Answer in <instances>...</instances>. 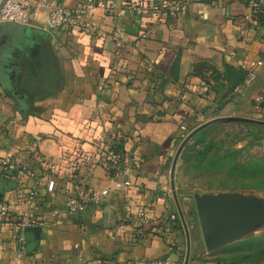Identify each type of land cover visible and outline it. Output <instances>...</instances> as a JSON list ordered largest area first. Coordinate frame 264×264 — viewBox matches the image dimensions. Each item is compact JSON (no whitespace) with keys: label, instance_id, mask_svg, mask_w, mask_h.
<instances>
[{"label":"crops","instance_id":"1","mask_svg":"<svg viewBox=\"0 0 264 264\" xmlns=\"http://www.w3.org/2000/svg\"><path fill=\"white\" fill-rule=\"evenodd\" d=\"M48 1L67 8L82 3ZM97 1L106 6L94 13L99 35L44 31L42 10L14 59V92L0 82V157L34 173L0 179V203L8 206L0 218V264H178L185 235L176 224L168 171L187 135L180 127L191 131L222 111H251L264 121V100H256L264 97V12L253 13L248 0H187L176 17L168 8L182 0ZM130 4L160 10L138 15L125 9ZM260 60L248 85L230 90L224 75L214 79L227 68L247 72ZM116 147L131 187L70 215L68 196L111 186L104 157ZM23 214L44 222L38 239L21 231ZM142 215L148 221L139 224Z\"/></svg>","mask_w":264,"mask_h":264},{"label":"rangeland","instance_id":"2","mask_svg":"<svg viewBox=\"0 0 264 264\" xmlns=\"http://www.w3.org/2000/svg\"><path fill=\"white\" fill-rule=\"evenodd\" d=\"M230 111L238 112V109L232 107ZM244 112L243 114L230 115L222 111L221 113H215L207 121L219 117H242L260 120L256 113L254 114L251 111ZM202 137L203 143L199 148L182 151L178 159L174 179L175 188H178L175 190L188 224L191 240L188 264H199L203 261L211 262L214 259H220L230 264H264V252L261 241L258 238L264 233V224L261 223L262 227L258 228L256 232L209 254H207L205 249L199 226L196 223L194 228H192L190 224L193 223V219L196 222L198 220L193 199L195 194L199 196L232 193L254 196L264 200V192H258L241 186L242 182L237 180L228 169V162L231 160L249 164L263 158L264 128L240 121H219L206 127ZM204 150L209 151L207 157L200 159ZM221 158L226 159L223 164H219ZM174 212L177 217L175 205ZM181 248L182 251L178 264H183L184 261L186 250L185 238L182 239Z\"/></svg>","mask_w":264,"mask_h":264},{"label":"built area","instance_id":"3","mask_svg":"<svg viewBox=\"0 0 264 264\" xmlns=\"http://www.w3.org/2000/svg\"><path fill=\"white\" fill-rule=\"evenodd\" d=\"M187 0L176 1L169 8V15L176 17L177 14L184 10L188 5ZM247 7L256 15L263 14L264 0H248ZM97 8L105 9V4L97 0H82L79 7L67 8L62 5H51L48 0H0V23H14L21 26H32L36 24L38 15L43 10L46 13L43 23L38 28L44 31H53L62 28L77 29L84 32L100 34V26L94 19V13ZM126 10L134 12L138 15H146L154 12H159L158 5H126ZM264 43V41H263ZM263 61H257L247 69V78L244 81L248 85L255 77V69L262 66ZM240 89V88H239ZM239 89H236L238 91ZM259 102L264 100V97L256 99ZM180 130L188 134L185 126H181ZM105 167L108 171L111 186L102 188L101 190L90 189L82 196H68L66 200V209L70 215H79L89 205L97 203L101 197H106L111 191H120L131 187L132 183L124 176L129 171V166L125 161L122 153L109 151L104 157ZM7 171H14L22 175L34 177V173L29 171L28 167L21 162L9 157H0V177ZM55 181L49 180L46 185L48 193L55 191ZM66 194H68L66 192ZM36 195V187L30 193V196ZM8 215V206L0 203V218ZM148 219L142 215L138 219L139 224L147 223ZM44 222L38 217H33L29 214H23L19 221L21 231L31 227H42ZM20 253H26V247L23 238L19 239ZM131 264H169L165 259H139Z\"/></svg>","mask_w":264,"mask_h":264},{"label":"water","instance_id":"4","mask_svg":"<svg viewBox=\"0 0 264 264\" xmlns=\"http://www.w3.org/2000/svg\"><path fill=\"white\" fill-rule=\"evenodd\" d=\"M30 29L14 23H0V69L7 61L8 69L14 68V55L19 52L21 42ZM6 75V72L3 71ZM219 121H240L264 126L263 120L242 117H219L200 124L192 129L178 146L170 166L169 179L172 199L182 225L186 250L183 264H188L191 251V240L188 224L181 209L175 190V171L181 152L189 141L202 129ZM1 199V194H0ZM197 219L208 251H216L223 246L241 240L264 224V200L241 194L202 195L195 197ZM195 225L196 222H193ZM264 226V225H263ZM41 228L31 227L25 233H32L39 238Z\"/></svg>","mask_w":264,"mask_h":264},{"label":"trees","instance_id":"5","mask_svg":"<svg viewBox=\"0 0 264 264\" xmlns=\"http://www.w3.org/2000/svg\"><path fill=\"white\" fill-rule=\"evenodd\" d=\"M260 14L259 16H261ZM224 75V76H223ZM223 76L227 82V84L230 86V90H233L235 87L241 85L246 76L247 72H245L242 69H233V68H227L225 69L224 73H217L214 76V79L217 80L219 77ZM254 126H262L258 124H252ZM264 128V126H262ZM206 128L199 131L190 141L188 145L184 148V150L193 149L196 150V148H199L200 145H202L203 141V132H205ZM115 151L118 153H123L119 147L115 148ZM209 151L204 150L202 153L200 159H205L207 157ZM221 162L219 164H223L226 159L221 158ZM228 169L235 176L237 180H240L241 186L252 189L258 192H264V156L261 160L253 162V163H241L237 160H231L228 162ZM10 173H16L14 171H7L2 174L1 178H5ZM176 224L181 228V224L179 223V219L176 218ZM259 240L261 241L262 250L264 252V233H262L259 237ZM204 264H207L208 262H203ZM213 264H230L225 261H221L220 259H214L213 261L209 262Z\"/></svg>","mask_w":264,"mask_h":264},{"label":"flooded vegetation","instance_id":"6","mask_svg":"<svg viewBox=\"0 0 264 264\" xmlns=\"http://www.w3.org/2000/svg\"><path fill=\"white\" fill-rule=\"evenodd\" d=\"M21 46L22 45H19V47H21ZM14 57L16 58L17 55H14ZM7 64L10 65V63L5 61L3 66L0 69V82L5 84V86L8 88V91L14 92V87L12 86L13 85L12 84L13 83L12 77L14 75L15 70L14 69H8ZM3 71L6 72V75L3 73Z\"/></svg>","mask_w":264,"mask_h":264}]
</instances>
